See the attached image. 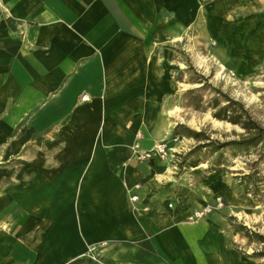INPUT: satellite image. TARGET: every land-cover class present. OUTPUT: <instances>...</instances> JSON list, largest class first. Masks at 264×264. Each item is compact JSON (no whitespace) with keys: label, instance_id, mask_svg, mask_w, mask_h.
Here are the masks:
<instances>
[{"label":"crops","instance_id":"1","mask_svg":"<svg viewBox=\"0 0 264 264\" xmlns=\"http://www.w3.org/2000/svg\"><path fill=\"white\" fill-rule=\"evenodd\" d=\"M244 8L258 1L0 0V264H241L222 213L192 219L206 204L172 143L137 156L177 132L179 49L198 29L232 53Z\"/></svg>","mask_w":264,"mask_h":264},{"label":"rangeland","instance_id":"2","mask_svg":"<svg viewBox=\"0 0 264 264\" xmlns=\"http://www.w3.org/2000/svg\"><path fill=\"white\" fill-rule=\"evenodd\" d=\"M257 1L258 11H238L249 27L232 53L214 51L198 29L192 50L179 49L178 126L165 142L195 201L207 207L222 199L213 214L227 220L241 264H264V137L257 133L264 130V0Z\"/></svg>","mask_w":264,"mask_h":264},{"label":"built area","instance_id":"3","mask_svg":"<svg viewBox=\"0 0 264 264\" xmlns=\"http://www.w3.org/2000/svg\"><path fill=\"white\" fill-rule=\"evenodd\" d=\"M88 100V98L86 96H84L82 98V101H86ZM161 156L162 158H166L167 155H168V148H167V145L166 143H161L157 146V149L156 151H150V152H140L138 153V159L139 160H148V159H151L153 158L154 156ZM138 200V197L137 196H133L132 197V201L134 202H137ZM172 205H170L171 207ZM223 207V202H222V199L221 198H217L216 200V205L215 206H211V205H208L207 207H204L202 208L201 210L199 211H196L194 212L193 216H192V219L194 220H200V219H203V218H206L207 216L213 214L217 209L219 208H222ZM95 250V248H92L90 250V258L95 260L96 258L93 257L91 254H93V251Z\"/></svg>","mask_w":264,"mask_h":264},{"label":"trees","instance_id":"4","mask_svg":"<svg viewBox=\"0 0 264 264\" xmlns=\"http://www.w3.org/2000/svg\"><path fill=\"white\" fill-rule=\"evenodd\" d=\"M247 128L249 129V127L247 126ZM258 129V135H260V137H264L262 136V134H264V130L260 129V128H257Z\"/></svg>","mask_w":264,"mask_h":264}]
</instances>
